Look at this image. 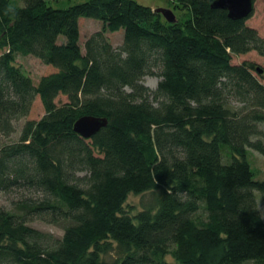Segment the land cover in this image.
<instances>
[{"label": "trees", "instance_id": "16d2710c", "mask_svg": "<svg viewBox=\"0 0 264 264\" xmlns=\"http://www.w3.org/2000/svg\"><path fill=\"white\" fill-rule=\"evenodd\" d=\"M175 1L189 19L135 0H0V191L40 195L0 207V264H264V176L247 160L264 155V85L253 64L231 63L264 55V40L213 0ZM81 17L102 22L84 51ZM119 29L114 47L105 32ZM19 54L55 70L35 83ZM146 75L160 77L154 90ZM37 97L43 116L7 141ZM83 115L107 125L83 138ZM154 190L155 207L124 211L130 193Z\"/></svg>", "mask_w": 264, "mask_h": 264}, {"label": "rangeland", "instance_id": "374dc122", "mask_svg": "<svg viewBox=\"0 0 264 264\" xmlns=\"http://www.w3.org/2000/svg\"><path fill=\"white\" fill-rule=\"evenodd\" d=\"M87 0H46L47 4L53 8H66L68 6L85 2ZM139 4L143 6L150 7L155 10L158 8L168 9L173 12L176 20L185 21L191 17V13L188 9L181 8L178 6L175 0H135ZM160 14V13H159ZM161 15V14H160ZM161 19L165 20L161 15ZM80 37L79 43L81 45L82 51H84V42L85 40L94 32L99 31L102 27V22L93 18L81 17L78 20ZM245 24L256 30L258 35L264 40V1L263 0H253V11L251 15L245 19ZM124 31L123 29H119L114 32H105V37L107 40L114 46L118 47L121 45L123 40ZM16 64L21 66L24 71L32 78L33 82H38L41 76L47 75L50 72L54 71V67L50 65L43 64L39 59L34 58L32 56H23L17 55ZM242 62H249L253 64L252 74L256 76L258 81L264 85V55L259 54L255 50H251L245 54L240 55H232L231 63L232 64H240ZM256 68L261 69V73H259ZM160 80V77L156 75H146L143 77L142 83L151 90H154L157 87V84ZM57 102L65 101L64 96H59L56 99ZM44 114V109L41 104V101L37 97L31 107L30 112L24 118H21L15 123V132L11 135L9 140H17L20 134L21 127L24 122L27 120H38ZM261 130L259 139L264 142V124L259 126ZM5 139L0 137V144ZM247 160L250 164V167L254 173L255 180H261L264 176V155L259 152L248 148L247 152ZM160 194L159 190L148 191L141 194H133L130 193L126 201L124 203V211L128 213L130 216L136 215L140 210L145 208H153L156 206V200ZM258 194V193H257ZM258 196V204L261 210V213L264 218V202ZM22 197H40V195L34 194H23L20 192H2L0 191V207L4 209H12L14 207V202L18 201ZM28 225L36 228L44 233H48L55 238H60L62 236V229L60 226L43 222L40 220H31L28 222ZM116 249L112 250L111 253L105 256L106 261H113L114 258L117 257Z\"/></svg>", "mask_w": 264, "mask_h": 264}, {"label": "water", "instance_id": "95a60500", "mask_svg": "<svg viewBox=\"0 0 264 264\" xmlns=\"http://www.w3.org/2000/svg\"><path fill=\"white\" fill-rule=\"evenodd\" d=\"M211 7L227 11L230 19H247L253 11V0H213ZM160 13L168 23L176 22L175 15L171 10L158 8L154 10ZM261 73V69L256 68ZM107 118L94 115H83L78 117L73 130L83 138H90L107 125Z\"/></svg>", "mask_w": 264, "mask_h": 264}]
</instances>
